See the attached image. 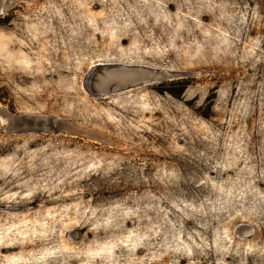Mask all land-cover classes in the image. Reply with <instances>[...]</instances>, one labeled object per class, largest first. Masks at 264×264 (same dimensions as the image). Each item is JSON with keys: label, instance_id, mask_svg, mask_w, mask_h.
<instances>
[{"label": "rangeland", "instance_id": "obj_1", "mask_svg": "<svg viewBox=\"0 0 264 264\" xmlns=\"http://www.w3.org/2000/svg\"><path fill=\"white\" fill-rule=\"evenodd\" d=\"M0 264H264V0H0Z\"/></svg>", "mask_w": 264, "mask_h": 264}, {"label": "water", "instance_id": "obj_2", "mask_svg": "<svg viewBox=\"0 0 264 264\" xmlns=\"http://www.w3.org/2000/svg\"><path fill=\"white\" fill-rule=\"evenodd\" d=\"M96 67H98V78L95 94L99 96L107 95L113 90H122L144 83L160 81L170 74L164 70L143 66L98 64Z\"/></svg>", "mask_w": 264, "mask_h": 264}, {"label": "trees", "instance_id": "obj_3", "mask_svg": "<svg viewBox=\"0 0 264 264\" xmlns=\"http://www.w3.org/2000/svg\"><path fill=\"white\" fill-rule=\"evenodd\" d=\"M186 83L184 82L181 86L182 88L185 87ZM169 94H171L172 96H177V95H174V93H172V91H167Z\"/></svg>", "mask_w": 264, "mask_h": 264}]
</instances>
